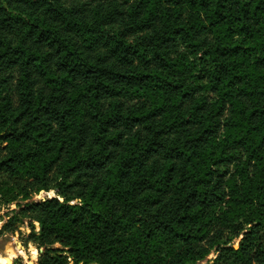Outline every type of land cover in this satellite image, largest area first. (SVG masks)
<instances>
[{"label":"trees","instance_id":"obj_1","mask_svg":"<svg viewBox=\"0 0 264 264\" xmlns=\"http://www.w3.org/2000/svg\"><path fill=\"white\" fill-rule=\"evenodd\" d=\"M13 204L34 264H264V0H0Z\"/></svg>","mask_w":264,"mask_h":264},{"label":"rangeland","instance_id":"obj_2","mask_svg":"<svg viewBox=\"0 0 264 264\" xmlns=\"http://www.w3.org/2000/svg\"><path fill=\"white\" fill-rule=\"evenodd\" d=\"M52 194L41 193L36 200H41L50 197ZM16 205L13 204L10 208H3L0 211V229L7 221V215L10 214L11 209H16ZM36 231L39 233L40 226L35 223ZM31 233V228L28 227V222L19 227L18 231L14 234L0 235V264H18L16 259L22 258L27 264H34L38 261L39 253L43 249H39L35 244L29 243L24 245L23 236L27 237ZM215 258L212 254L208 257L206 261L201 264H208Z\"/></svg>","mask_w":264,"mask_h":264}]
</instances>
